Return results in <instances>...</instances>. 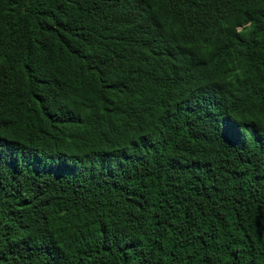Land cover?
Returning <instances> with one entry per match:
<instances>
[{
	"label": "trees",
	"instance_id": "1",
	"mask_svg": "<svg viewBox=\"0 0 264 264\" xmlns=\"http://www.w3.org/2000/svg\"><path fill=\"white\" fill-rule=\"evenodd\" d=\"M0 264H264V0H0Z\"/></svg>",
	"mask_w": 264,
	"mask_h": 264
}]
</instances>
